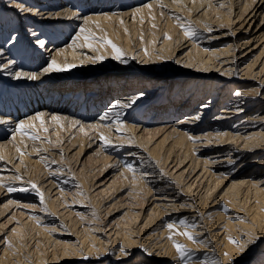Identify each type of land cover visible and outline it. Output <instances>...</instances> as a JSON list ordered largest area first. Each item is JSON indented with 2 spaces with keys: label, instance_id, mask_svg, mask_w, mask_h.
I'll list each match as a JSON object with an SVG mask.
<instances>
[{
  "label": "bare ground",
  "instance_id": "obj_1",
  "mask_svg": "<svg viewBox=\"0 0 264 264\" xmlns=\"http://www.w3.org/2000/svg\"><path fill=\"white\" fill-rule=\"evenodd\" d=\"M263 102L264 0H0V264H264Z\"/></svg>",
  "mask_w": 264,
  "mask_h": 264
},
{
  "label": "rangeland",
  "instance_id": "obj_2",
  "mask_svg": "<svg viewBox=\"0 0 264 264\" xmlns=\"http://www.w3.org/2000/svg\"><path fill=\"white\" fill-rule=\"evenodd\" d=\"M261 18H262V15L259 16V18H257V19L260 20ZM258 20H257V22H253V24L250 26V30L252 28H253V30H255L256 24L258 23ZM247 27H248V24H247L246 28ZM159 28H160V18H159V20H155L154 21V25L152 27L146 28L143 33L136 34L135 37L138 40H140L142 38H145L146 35H147V33H149L152 29L157 30ZM244 31L245 30H243L239 34L244 35L245 34V33H243ZM224 32H227V29H224ZM247 32H249V31H247ZM133 36H134V33L131 34V37H133ZM231 39H232V37H228L227 39H224L223 45H226L228 42L231 41ZM48 43H51V42L48 41ZM100 72H102V73L104 72L105 74H112V76H114L113 78H116L115 76H118V75H122V77H126V76L132 77V76L136 75V74H132V73H135V72H132V71H124V69H120L118 67L117 68H113V69H111V68H107V69H104V70L102 69ZM93 73H94V71H90L89 73L86 74V76L89 77ZM175 73L178 74L179 71H175ZM211 74L214 75L216 73L214 72V73H211ZM186 75H187V77H183V80H175L176 79L175 78L173 80H170V81H167V82L163 83L164 84L163 90H165V93L164 94H161V96H158L156 94L151 95V97H150L151 98V103H149L150 102L149 101L148 102L147 109L145 108L144 110H146V112L155 111V113H158L156 111V109L159 108V107H162V108L163 107H166V108H169V109L170 108L171 109L172 108H179L178 106H180V104L182 102L180 101L179 98H173V100H170L172 94H175V92H177V94H180L181 96H183L184 94H190L192 96L197 91L196 84H200V82H202V84H204V85H206V83L207 84L208 83H213V82H209V81H206V80H204V81L203 80H200L198 77H194V73H192V72H187ZM194 78H197V79L194 80ZM93 79H95L94 76L92 77V79L91 78H88V79L85 80L87 82L90 81V84L87 85L86 87L87 88H92L93 87L95 89H98L99 92L103 91V94L102 95L109 96V95H111V94H113L115 92H119V90L121 89L115 83H112L110 81H106V83L103 84V82L93 81ZM198 79H199V81H198ZM202 79H207V78H202ZM137 82L138 81H136L134 85H137ZM62 94H63V91L61 92L60 95H62ZM118 94H122V93H118ZM110 102H111V100L107 102V104L105 105V107L108 106L109 105L108 103H110ZM262 104H264V102ZM169 105L172 106V107H169ZM99 114H100V112H99ZM176 118L177 117H175V119ZM63 142L64 141H62L61 144H63ZM58 144L60 145V142L58 140L56 142H54V141L52 142V145L53 146L58 145ZM66 146H68L67 145V142L64 145H62V146L60 145V147H58V148H62V147H66ZM64 150H67V148L66 149H63V151ZM91 152L92 151H90L89 154H91ZM68 162H69V164H70L71 167H73L75 165V159H73V161L72 160H68ZM97 202H95V203H97ZM32 203L35 204L36 202H32ZM38 205H40V204H38ZM40 206L37 207V209H40L41 210ZM20 209H22V208H20ZM59 209H61V207ZM99 216L102 219H104L105 218V211L102 210V212L100 213ZM57 228L61 229L62 227L61 226H58ZM36 236H37V234L35 233L34 229H32L31 227H26L20 233L17 234V236L15 237L14 241L15 242L16 241H19V243L23 246V248L24 249H27L29 247L28 244L29 243H32L33 242V237L36 238ZM53 236H55V235L53 234ZM55 237H57V236H55ZM141 253L144 254V250H141ZM110 256L111 255H107L106 257H110ZM104 260H106V259H103V260H100V261H96L95 263H99V262L101 263ZM127 263L128 264H132V262H130V261H128ZM73 264H75V263H73ZM141 264H144V261H142Z\"/></svg>",
  "mask_w": 264,
  "mask_h": 264
},
{
  "label": "snow or ice",
  "instance_id": "obj_3",
  "mask_svg": "<svg viewBox=\"0 0 264 264\" xmlns=\"http://www.w3.org/2000/svg\"><path fill=\"white\" fill-rule=\"evenodd\" d=\"M185 34L186 35H192L193 33L191 31H189V29H185ZM85 39H88V38L86 37ZM106 43H108L109 45H111L113 51L115 52L116 55L114 56V59H120V57L123 55L121 49H119L115 44H112V42L110 40L109 41H106ZM40 44H41V46H43V41H40ZM89 47H91V44H89ZM99 59L100 60H103V57H99ZM71 67H75V65L63 66L62 67V66L58 65L55 61H52L50 67L48 69H46V71L62 72V71H68V70H70ZM17 78H19V77H17ZM28 78L29 79H35L36 77L34 75H32V76H29ZM103 118L106 119L107 117H103ZM2 122L3 121H0V123H2ZM41 123H43V121H41ZM24 127H25L24 124H21L20 125V129L21 130H23ZM107 142L108 141L106 140V143ZM0 159H2V157H0ZM32 187L33 188H36V185L33 184ZM9 190L10 191H27V189H25V188H21V189H14L13 188V189H9ZM37 191H38V189H37ZM41 200H43V195L42 194H41ZM225 211H227V208H225ZM168 227L171 229L173 226L172 225H168ZM185 227H187V225H185ZM183 235H186L188 237V239H192V240L195 239V237L191 236L190 233L185 232V233H183ZM232 243L238 244L237 241H232ZM176 249L180 253L181 258H183L184 254H185V251H186L185 248L183 246L177 244L176 245Z\"/></svg>",
  "mask_w": 264,
  "mask_h": 264
}]
</instances>
